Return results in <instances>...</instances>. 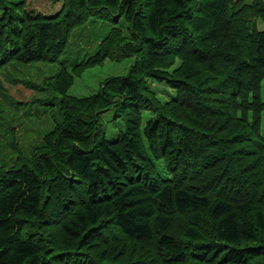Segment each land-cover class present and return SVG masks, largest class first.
<instances>
[{"label":"trees","instance_id":"obj_1","mask_svg":"<svg viewBox=\"0 0 264 264\" xmlns=\"http://www.w3.org/2000/svg\"><path fill=\"white\" fill-rule=\"evenodd\" d=\"M26 1L0 0V77L61 66L39 84L9 78L50 95L54 124L26 153L13 120L0 264H264V0ZM105 13L116 24L94 52L60 59ZM129 57L126 75L68 94L87 69ZM153 83L174 93L162 100ZM109 110L121 124L112 138Z\"/></svg>","mask_w":264,"mask_h":264},{"label":"rangeland","instance_id":"obj_2","mask_svg":"<svg viewBox=\"0 0 264 264\" xmlns=\"http://www.w3.org/2000/svg\"><path fill=\"white\" fill-rule=\"evenodd\" d=\"M27 7L29 9L50 11V9H60L62 0H27ZM116 24L115 19L112 15L105 13L104 18H96L91 16L87 26L82 29H76L70 38V43L67 48V52L60 56V59H84L88 55L92 54L96 48V44L100 41L102 36L109 30L110 26ZM122 26L126 25V20L122 16L119 22ZM261 25L259 28H263ZM80 34V36H79ZM134 62L133 57L125 58L121 61H115L106 59L104 64L98 65L87 69L82 73L81 76L76 78L74 84L70 87L69 95H89L100 88L101 82L109 77L116 75H126L129 72L131 64ZM60 61L53 62H32L30 64L19 65V73L8 72L0 77V95L1 92L4 95H8L7 98L1 97L0 103L4 106V111L0 113V161L6 157L9 158L10 154L8 150V144L11 139L9 138L10 131L15 120L14 134L18 145L22 146V149L27 153L29 151L30 144L42 137L54 124L52 113L47 110L52 106L49 104L48 95L45 90L27 89L24 82H12L9 78H18L23 81H29L34 84L42 83L43 79L48 76L55 75L60 68ZM264 80V78H263ZM2 83L4 88H2ZM159 85L160 87H155ZM153 89L162 100L170 98V93L174 91L167 85H161L160 83H153ZM167 89V91L165 90ZM161 89V91H160ZM164 90L168 95L164 93ZM164 94H163V93ZM31 97L32 99L37 98L35 102H29L23 104L25 97ZM47 98V100L45 99ZM10 100L17 101L16 105L21 109H14V106L10 103ZM1 110V109H0ZM24 112L29 113L28 115L19 117V114ZM18 115V117H16ZM148 114L145 115L144 121L147 119ZM119 119V118H118ZM113 110L106 111L101 115V122L104 127L105 134L108 138L116 136L120 122L116 121ZM17 121V122H16ZM19 125V126H18ZM7 137V140H6ZM157 169L164 174V163L161 159L156 160Z\"/></svg>","mask_w":264,"mask_h":264}]
</instances>
